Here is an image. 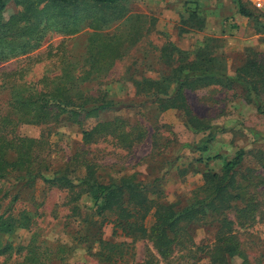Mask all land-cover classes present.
<instances>
[{
  "label": "rangeland",
  "instance_id": "374dc122",
  "mask_svg": "<svg viewBox=\"0 0 264 264\" xmlns=\"http://www.w3.org/2000/svg\"><path fill=\"white\" fill-rule=\"evenodd\" d=\"M239 1L125 0L126 17L102 32H115L127 26L135 30L144 26L139 38L102 75L93 74L89 79L67 83L74 89L81 87L94 94L107 91L115 106L85 120L82 125L63 116L60 122L21 123L17 127L18 134L38 140L37 160L49 167L43 170L44 175L52 177L53 171L69 167L70 176L79 179L87 173L84 161L88 159L104 180L136 173L149 183L158 177L164 191L162 200L180 207L201 197L205 174L220 170L224 162L240 149L247 151L241 173L250 167L264 177V167L261 166L264 114L258 112L256 96L248 91L249 84L234 82L229 88L213 85L186 89L193 112L211 125L207 129L195 130L182 108L165 110L158 107L137 93L135 83L143 77L155 79L170 73L177 64L179 52L190 59L201 52L222 56L231 77L236 75V69L244 63L247 55L257 54L264 60V13L257 11L249 1L241 0L252 12L251 16L243 15L239 11ZM18 10L19 6L10 0L5 18ZM92 31L86 28L66 38L63 61L47 52L35 62L23 56L0 63V111L7 104L8 87L13 80L7 74L12 70L30 65L26 79L32 83L44 76L50 82L73 67L76 73L83 75L90 66L86 58L89 56L88 37ZM63 39L54 33L32 54L49 50ZM169 91H175L173 83ZM117 116L132 125H139L138 133L145 132L132 148H124L112 138H98L89 143L84 140V130L90 129L97 121L112 120ZM0 185L4 192L9 190L0 201V213L6 212L14 223L13 232L5 237L14 245L28 244L35 232L38 245L44 241L43 246H66L68 250L63 255L67 256L69 264H111L101 258L100 236L106 241L125 242V252L118 264H145L155 252L147 238L114 234L112 215L93 214L90 202L81 201L74 210V204L70 202L71 192L51 187L43 178L33 183L11 178L0 181ZM256 193L263 204L255 223L240 226L235 222L234 228L252 261L264 264V183ZM236 213L239 212L235 209L230 211V218L235 220ZM82 217L89 220L83 221ZM154 220L153 214L149 215L146 225L151 226ZM23 223L26 225L21 226ZM217 229L214 216L190 223L173 256L155 264H212L209 249L216 241ZM11 259L9 263L13 264L17 258ZM238 262L239 258L233 260V264Z\"/></svg>",
  "mask_w": 264,
  "mask_h": 264
},
{
  "label": "trees",
  "instance_id": "16d2710c",
  "mask_svg": "<svg viewBox=\"0 0 264 264\" xmlns=\"http://www.w3.org/2000/svg\"><path fill=\"white\" fill-rule=\"evenodd\" d=\"M9 1L0 0V63L23 56L35 62L47 52L63 61L66 38L86 28L93 31L89 33L87 43L89 56L86 62L90 66L83 75L76 73L73 67L64 70L50 82L44 76L32 83L26 79L30 65L7 74L13 80H10L8 87L7 104L0 111V181L14 178L33 183L43 178L49 186L71 192L70 202L74 204V210L78 209L79 202L84 201L85 204H92L93 214L102 217L111 214L114 234L143 237L151 241L155 252L145 260V264L169 260L182 240L186 226L209 216H214L218 222L217 238L209 249L211 263L233 264V260L239 258L238 264H255L234 228L236 223L240 226L254 224L263 204L261 199H257L256 192L264 183V177L256 174L257 169L250 167L241 173L247 155L245 149L238 150L234 157L226 160L220 170L208 171L205 184L200 189L202 196L183 207L162 200L164 191L158 177L149 183L136 173L104 180L88 159L84 161L87 173L79 179L70 176L69 167L53 171L52 177L44 175L43 170L49 167H44L37 160L38 140L18 134V125L60 122L63 116L82 125L85 120L114 107L115 101L107 91L94 94L81 87L74 89L67 83L108 71L136 42L144 26L135 30L127 26L115 32H102L126 17L125 0H13L19 10L6 19L4 12ZM239 11L243 15H252L241 0ZM54 33L64 39L57 46H50L49 50L32 54ZM234 82L249 84V93L256 96L257 110L264 114V60L257 54L247 55L244 63L236 69V75L231 77L222 56L201 52L190 59L179 52L177 64L170 73L160 78L135 80L138 94L165 110L182 108L188 123L195 130L207 129L211 125L193 112L186 89L213 85L229 88ZM40 83H44L42 87ZM172 83L174 92L169 91ZM139 128V125H132L117 116L112 120L97 121L90 129L83 131V138L87 143L98 138H112L120 146L130 149L145 135L144 131L137 132ZM261 166L264 167V157ZM8 192H4L0 185V201ZM233 209L239 212L235 214V220L229 216ZM151 214L155 220L148 227L146 220ZM82 218L83 221L89 220ZM25 225L23 223L21 226ZM13 228L11 217L6 212L0 213V264H11L9 262L14 256L20 261L15 259L13 264H52L57 261L60 262L56 264H69L67 256L63 255L68 250L66 246H43L44 241L38 245L35 232L28 244L14 245L5 238L13 232ZM98 239L102 245V260L118 264L125 252V242L106 241L102 236Z\"/></svg>",
  "mask_w": 264,
  "mask_h": 264
},
{
  "label": "built area",
  "instance_id": "2783aa9c",
  "mask_svg": "<svg viewBox=\"0 0 264 264\" xmlns=\"http://www.w3.org/2000/svg\"><path fill=\"white\" fill-rule=\"evenodd\" d=\"M252 6L260 11L264 12V0H247Z\"/></svg>",
  "mask_w": 264,
  "mask_h": 264
}]
</instances>
